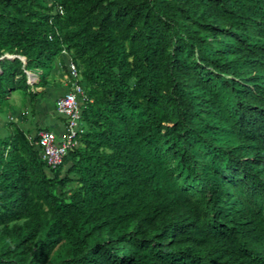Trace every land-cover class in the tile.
Here are the masks:
<instances>
[{
  "label": "trees",
  "instance_id": "16d2710c",
  "mask_svg": "<svg viewBox=\"0 0 264 264\" xmlns=\"http://www.w3.org/2000/svg\"><path fill=\"white\" fill-rule=\"evenodd\" d=\"M74 82L56 167L4 123L0 264H264V0H0V113Z\"/></svg>",
  "mask_w": 264,
  "mask_h": 264
},
{
  "label": "built area",
  "instance_id": "2783aa9c",
  "mask_svg": "<svg viewBox=\"0 0 264 264\" xmlns=\"http://www.w3.org/2000/svg\"><path fill=\"white\" fill-rule=\"evenodd\" d=\"M68 67L73 77H77V71L73 62H68ZM33 73L27 72L28 78ZM82 94L80 85L72 84V90L64 93L55 102L56 114L65 119L64 133L61 138L50 130H40L37 133L36 144L40 148V156L46 166L56 167L61 163L67 149L75 145V137L79 130V104L78 95ZM31 140L32 138H29Z\"/></svg>",
  "mask_w": 264,
  "mask_h": 264
},
{
  "label": "rangeland",
  "instance_id": "374dc122",
  "mask_svg": "<svg viewBox=\"0 0 264 264\" xmlns=\"http://www.w3.org/2000/svg\"><path fill=\"white\" fill-rule=\"evenodd\" d=\"M36 80H37V74L33 73V75H31V78L28 79V83H33ZM34 90L40 91L39 88H36ZM62 91H63L62 87L61 88L57 87L54 90L47 91V93L45 92L43 95L37 96L35 104L41 105V106L39 105V107H40L39 113L42 114V113L48 111L49 109L47 108L48 107L47 104L50 105L51 99H53L54 97L59 95ZM9 102H10L11 106H9L7 109H5L4 112L0 113V134L1 135L3 133H5V124L4 123L6 122L8 117H10V115H11L14 118L13 122L17 125V119L20 116V112L24 108H27L29 106L28 98L24 97V95L20 91H16L13 94V96L11 97ZM42 106L44 108V112L41 111V110H43ZM28 112L31 113L30 110ZM32 114H34L33 111H32ZM44 125L46 126V124H44ZM56 128H54L52 130H54V132L59 131V129L58 128L56 129Z\"/></svg>",
  "mask_w": 264,
  "mask_h": 264
},
{
  "label": "crops",
  "instance_id": "0c3cea01",
  "mask_svg": "<svg viewBox=\"0 0 264 264\" xmlns=\"http://www.w3.org/2000/svg\"><path fill=\"white\" fill-rule=\"evenodd\" d=\"M51 78H53V77L49 76V80H51ZM53 86L49 84V87H50L49 88L47 85L45 88L46 89L45 92L47 93V91H49V90H54L55 88ZM51 104L52 103H50V105L47 104V106H48L47 108L49 110L46 112H44V108L42 106L43 110H41V111L44 112L42 114L39 113V111H40L39 105L40 104L39 105L34 104V107H35L34 114L29 113L26 116H24L25 118H21V116H19L17 119V125L20 128H22L23 130H29V131H31V130L33 131L34 129L39 128V127H44V128L46 127L48 129L50 128V130L57 127L59 129V131H55V133H57L58 135H61V133L63 132V120L60 119L58 116H56L54 110L51 107ZM23 110H29V107L24 108ZM44 124H46V126ZM52 131H54V130H52Z\"/></svg>",
  "mask_w": 264,
  "mask_h": 264
},
{
  "label": "clouds",
  "instance_id": "9594fccd",
  "mask_svg": "<svg viewBox=\"0 0 264 264\" xmlns=\"http://www.w3.org/2000/svg\"><path fill=\"white\" fill-rule=\"evenodd\" d=\"M30 73H31V72H30ZM26 76H27V72H26ZM28 79H29V78H28V76H27V81H28ZM29 84H32V83H29ZM58 116H59V115H58ZM62 118H63V117H62ZM64 121H65V119H64ZM64 124H65V123H63V132L61 133V135H58L57 133H55V132L53 131V132L56 134L57 138H61V136L63 135V133H64ZM50 131H52V130H50ZM76 136H77V134H76ZM75 145H76V137H75ZM75 145H74V146H75ZM72 147H73V146H72Z\"/></svg>",
  "mask_w": 264,
  "mask_h": 264
},
{
  "label": "water",
  "instance_id": "95a60500",
  "mask_svg": "<svg viewBox=\"0 0 264 264\" xmlns=\"http://www.w3.org/2000/svg\"><path fill=\"white\" fill-rule=\"evenodd\" d=\"M7 57H10V58H11L12 56H7ZM20 59H21V61L24 63V59H23V58H20Z\"/></svg>",
  "mask_w": 264,
  "mask_h": 264
}]
</instances>
